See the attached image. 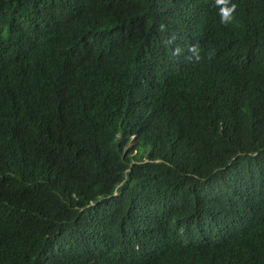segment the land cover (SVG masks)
I'll return each mask as SVG.
<instances>
[{"label":"trees","instance_id":"trees-1","mask_svg":"<svg viewBox=\"0 0 264 264\" xmlns=\"http://www.w3.org/2000/svg\"><path fill=\"white\" fill-rule=\"evenodd\" d=\"M232 3L0 0V264H264V0Z\"/></svg>","mask_w":264,"mask_h":264},{"label":"clouds","instance_id":"clouds-1","mask_svg":"<svg viewBox=\"0 0 264 264\" xmlns=\"http://www.w3.org/2000/svg\"><path fill=\"white\" fill-rule=\"evenodd\" d=\"M216 3H217V5L221 6L220 7V21H221V23H223V24L230 23L233 20L232 13L235 11L236 5L234 3H232L229 6L228 0H216ZM160 11H161V9L155 7L153 11L140 15L139 16V22L142 23L143 21H145V19L147 17H149L151 15H155V14L159 13ZM177 51H179V50H177ZM190 52L193 54V56L196 60H199L201 58L198 48L193 47L190 49ZM210 55L211 54H209V56ZM135 139H136V135L132 134L130 139H129V142L127 143L126 146H124L122 154H125L132 147ZM134 153H136V151H134ZM119 186H120V183L116 186L114 192H112L110 195H107V198L119 195ZM100 198H102V197H100ZM92 204H94V201H90L89 205H92ZM191 219H194L193 224L196 226V231H193V232H195L194 235L199 239H200V237H210V236L212 237L213 236V238L210 240V242L215 243L214 235H212L210 233V230L204 225L202 219L198 215L191 217ZM184 227H186V226H183V228ZM173 246H174V244L173 245L168 244L167 247H163V248L166 251H170V250H173ZM135 251H137V250H135ZM157 253H158L157 249H151L148 253H145V254L151 256V255H154Z\"/></svg>","mask_w":264,"mask_h":264}]
</instances>
